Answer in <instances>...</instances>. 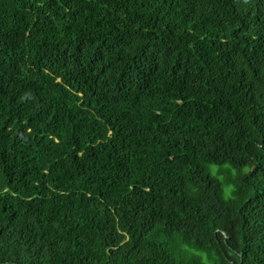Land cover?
Wrapping results in <instances>:
<instances>
[{"label":"trees","instance_id":"1","mask_svg":"<svg viewBox=\"0 0 264 264\" xmlns=\"http://www.w3.org/2000/svg\"><path fill=\"white\" fill-rule=\"evenodd\" d=\"M0 264H264V0H0Z\"/></svg>","mask_w":264,"mask_h":264},{"label":"rangeland","instance_id":"2","mask_svg":"<svg viewBox=\"0 0 264 264\" xmlns=\"http://www.w3.org/2000/svg\"><path fill=\"white\" fill-rule=\"evenodd\" d=\"M215 169H216L215 167H212V171H213V172L215 171ZM219 178H220V180L222 181V180L224 179V176H223V175H220Z\"/></svg>","mask_w":264,"mask_h":264}]
</instances>
